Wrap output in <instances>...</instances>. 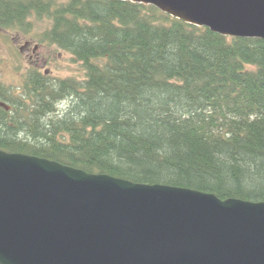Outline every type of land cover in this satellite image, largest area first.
I'll list each match as a JSON object with an SVG mask.
<instances>
[{
  "label": "trees",
  "instance_id": "obj_1",
  "mask_svg": "<svg viewBox=\"0 0 264 264\" xmlns=\"http://www.w3.org/2000/svg\"><path fill=\"white\" fill-rule=\"evenodd\" d=\"M32 16L85 80L30 70L17 91L0 84V151L264 203V40L128 1L0 0V30L29 32Z\"/></svg>",
  "mask_w": 264,
  "mask_h": 264
},
{
  "label": "water",
  "instance_id": "obj_2",
  "mask_svg": "<svg viewBox=\"0 0 264 264\" xmlns=\"http://www.w3.org/2000/svg\"><path fill=\"white\" fill-rule=\"evenodd\" d=\"M264 40V0H118ZM0 264H264V203L0 151Z\"/></svg>",
  "mask_w": 264,
  "mask_h": 264
},
{
  "label": "rangeland",
  "instance_id": "obj_3",
  "mask_svg": "<svg viewBox=\"0 0 264 264\" xmlns=\"http://www.w3.org/2000/svg\"><path fill=\"white\" fill-rule=\"evenodd\" d=\"M28 23L29 32L0 30V84L17 91L30 70L39 71L51 81L71 79L83 83L85 71L80 63L73 62L56 46L41 43L40 37L49 29L50 21L32 16ZM65 107L62 104L59 110Z\"/></svg>",
  "mask_w": 264,
  "mask_h": 264
}]
</instances>
